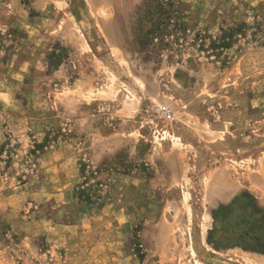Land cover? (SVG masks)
<instances>
[{
	"label": "rangeland",
	"instance_id": "1",
	"mask_svg": "<svg viewBox=\"0 0 264 264\" xmlns=\"http://www.w3.org/2000/svg\"><path fill=\"white\" fill-rule=\"evenodd\" d=\"M167 2L0 0V264H264V0Z\"/></svg>",
	"mask_w": 264,
	"mask_h": 264
},
{
	"label": "trees",
	"instance_id": "2",
	"mask_svg": "<svg viewBox=\"0 0 264 264\" xmlns=\"http://www.w3.org/2000/svg\"><path fill=\"white\" fill-rule=\"evenodd\" d=\"M171 9H173V4H172V0H168V2L166 3ZM220 243V240L218 242V244Z\"/></svg>",
	"mask_w": 264,
	"mask_h": 264
}]
</instances>
